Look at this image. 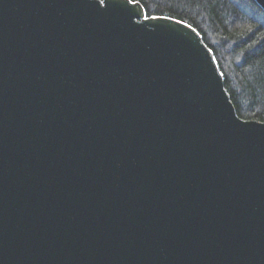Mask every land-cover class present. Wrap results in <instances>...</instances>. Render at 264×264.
Here are the masks:
<instances>
[{
	"label": "water",
	"instance_id": "water-1",
	"mask_svg": "<svg viewBox=\"0 0 264 264\" xmlns=\"http://www.w3.org/2000/svg\"><path fill=\"white\" fill-rule=\"evenodd\" d=\"M0 264H264V121L193 26L0 0Z\"/></svg>",
	"mask_w": 264,
	"mask_h": 264
},
{
	"label": "trees",
	"instance_id": "trees-1",
	"mask_svg": "<svg viewBox=\"0 0 264 264\" xmlns=\"http://www.w3.org/2000/svg\"><path fill=\"white\" fill-rule=\"evenodd\" d=\"M193 26L211 49L236 113L264 121V11L254 0H136Z\"/></svg>",
	"mask_w": 264,
	"mask_h": 264
}]
</instances>
